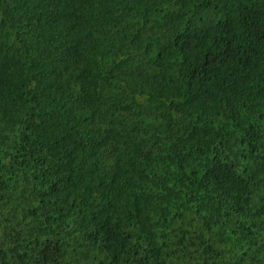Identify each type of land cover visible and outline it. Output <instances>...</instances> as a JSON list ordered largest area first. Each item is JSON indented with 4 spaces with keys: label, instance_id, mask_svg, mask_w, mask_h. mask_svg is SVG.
Instances as JSON below:
<instances>
[{
    "label": "trees",
    "instance_id": "trees-1",
    "mask_svg": "<svg viewBox=\"0 0 264 264\" xmlns=\"http://www.w3.org/2000/svg\"><path fill=\"white\" fill-rule=\"evenodd\" d=\"M0 264H264V0H0Z\"/></svg>",
    "mask_w": 264,
    "mask_h": 264
}]
</instances>
